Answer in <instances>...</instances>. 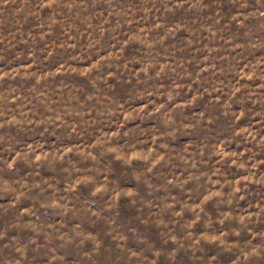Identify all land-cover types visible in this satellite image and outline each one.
Listing matches in <instances>:
<instances>
[{"label": "rangeland", "instance_id": "1", "mask_svg": "<svg viewBox=\"0 0 264 264\" xmlns=\"http://www.w3.org/2000/svg\"><path fill=\"white\" fill-rule=\"evenodd\" d=\"M0 264H264V0H0Z\"/></svg>", "mask_w": 264, "mask_h": 264}]
</instances>
